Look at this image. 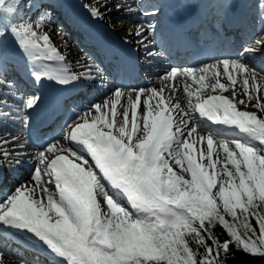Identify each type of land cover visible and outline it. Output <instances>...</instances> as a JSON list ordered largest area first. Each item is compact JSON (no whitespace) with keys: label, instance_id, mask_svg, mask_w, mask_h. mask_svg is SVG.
<instances>
[{"label":"snow or ice","instance_id":"obj_1","mask_svg":"<svg viewBox=\"0 0 264 264\" xmlns=\"http://www.w3.org/2000/svg\"><path fill=\"white\" fill-rule=\"evenodd\" d=\"M23 3L0 0V79L10 36L32 64L35 82L67 84L75 77L51 68L64 57L36 30L47 5H32L39 23L17 21ZM113 7L133 11L126 0ZM258 7L264 22V0ZM91 15L99 18V9ZM147 33L142 27L135 35ZM258 49H264V36L245 52ZM96 75L102 80L99 69ZM178 77L191 81L183 85L186 110L172 102L174 83L167 97L165 87L115 88L112 99L89 105L65 126L63 141L36 154L35 185H22L0 201V229L30 236L51 264H230L236 253L264 258V83L243 61L228 59L172 68L162 79ZM238 85L246 99L238 98ZM229 88L230 98L223 95ZM38 99L27 97L24 108L33 109ZM208 121L231 129L232 137L220 138ZM198 126L208 134L199 135Z\"/></svg>","mask_w":264,"mask_h":264},{"label":"rangeland","instance_id":"obj_2","mask_svg":"<svg viewBox=\"0 0 264 264\" xmlns=\"http://www.w3.org/2000/svg\"><path fill=\"white\" fill-rule=\"evenodd\" d=\"M86 1H87L88 5H92V4L95 5V3H97V4L101 3V5L107 4V8L104 7V10L107 9V11L108 10L109 11H113L115 14L118 13L119 16H124L123 21L126 22V24L131 23V22L125 20V18H127V16L123 14V12H125V11H123V10L117 11L114 7L111 8L112 4H114L116 2V0H86ZM109 4H111V6ZM112 17H113L114 21L120 20L119 18H114V16H112ZM33 21L39 23L40 20L38 18H35ZM36 30L47 34L51 38V40L53 41V45L52 46H54L56 49L57 48L62 49V50L64 49L71 56L76 54V53H73V50H71V47L68 45V43L66 44V41H65L66 36L60 31V29L57 27V25H55L53 22L48 21V20H44L42 26L39 27ZM122 31H120V32H122Z\"/></svg>","mask_w":264,"mask_h":264},{"label":"bare ground","instance_id":"obj_3","mask_svg":"<svg viewBox=\"0 0 264 264\" xmlns=\"http://www.w3.org/2000/svg\"><path fill=\"white\" fill-rule=\"evenodd\" d=\"M99 4V5H98ZM95 3V7H99V8H101V10H104V7H103V5H101V3ZM98 5V6H97ZM110 6H111V4H109ZM111 8H113V4H112V6H111ZM110 12L111 13H113V11H107V9L106 10H104L103 11V14L102 15H100V17H99V20H103V22H104V24L106 25V26H111V25H114V24H116V27H119V22H117V21H113V18H112V15H110ZM115 14V13H114ZM122 28V27H121ZM127 31V33H123V34H129L130 33V31H131V28H127V27H123V31ZM68 43V45L69 46H71V44L69 43V42H66V44ZM246 64H247V62H246ZM220 70H221V72H222V68H220ZM184 81H185V79H183ZM190 80H188V81H185V82H189ZM221 82H227V78L226 77H224V76H221ZM161 84V87H165V93H164V95L165 96H168V94H169V90L168 89H172L171 88V85L173 84V83H166V82H161L160 83ZM174 84H175V86H176V89H177V83H175L174 82ZM184 85V84H183ZM183 85L182 84H180V91H179V101L181 102V105L182 104H185V101H184V91H183ZM236 91H237V94H238V98H244L242 95H243V90H242V87L240 86V85H238L237 86V88H236ZM225 93H227L229 96L231 95V88H229V91L228 92H225ZM123 103H125L126 104V100L125 101H123ZM155 104V103H154ZM153 104V105H154Z\"/></svg>","mask_w":264,"mask_h":264},{"label":"trees","instance_id":"obj_4","mask_svg":"<svg viewBox=\"0 0 264 264\" xmlns=\"http://www.w3.org/2000/svg\"><path fill=\"white\" fill-rule=\"evenodd\" d=\"M261 212H264V208L260 209ZM228 218V217H226ZM230 219V218H228ZM253 225L255 226V220H252ZM214 231L220 236L221 239L224 238V233L220 226H217ZM264 262V258L260 257H251L249 255L243 253H236L234 258L230 260V264H262Z\"/></svg>","mask_w":264,"mask_h":264}]
</instances>
